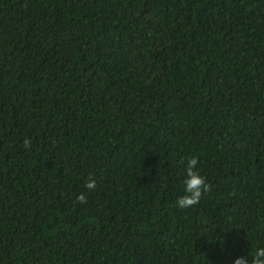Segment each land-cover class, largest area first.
Instances as JSON below:
<instances>
[{
	"label": "trees",
	"instance_id": "16d2710c",
	"mask_svg": "<svg viewBox=\"0 0 264 264\" xmlns=\"http://www.w3.org/2000/svg\"><path fill=\"white\" fill-rule=\"evenodd\" d=\"M262 246L264 0H0V264Z\"/></svg>",
	"mask_w": 264,
	"mask_h": 264
},
{
	"label": "clouds",
	"instance_id": "9594fccd",
	"mask_svg": "<svg viewBox=\"0 0 264 264\" xmlns=\"http://www.w3.org/2000/svg\"><path fill=\"white\" fill-rule=\"evenodd\" d=\"M25 143L27 144V141ZM198 164L199 160L196 156H192L186 161L182 179L184 194L179 196L175 202L180 208H187L197 204L202 195L209 189L206 178L201 174ZM85 186L87 189H94L96 180L90 178ZM80 199H85L83 194ZM232 264H264V246L255 248L250 256L240 255L235 257Z\"/></svg>",
	"mask_w": 264,
	"mask_h": 264
}]
</instances>
